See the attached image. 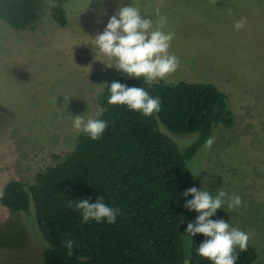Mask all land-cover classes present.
<instances>
[{
    "label": "rangeland",
    "instance_id": "obj_1",
    "mask_svg": "<svg viewBox=\"0 0 264 264\" xmlns=\"http://www.w3.org/2000/svg\"><path fill=\"white\" fill-rule=\"evenodd\" d=\"M132 4L153 20V30L166 18L162 30L175 34L169 52L188 61L162 81L209 83L227 96L233 124L218 127L211 149L203 145L188 166L199 189L241 197L244 205L225 204L219 219L251 233L254 264H264V0H68L64 28L43 0L32 30L0 21V189L10 179L32 184L59 162L55 156L73 150L81 131L72 117L98 116V97L121 70L105 66L93 39ZM242 18L247 23L237 31ZM159 129L179 149L198 137ZM189 246L183 242L185 253ZM45 248L32 213L0 205V264H41Z\"/></svg>",
    "mask_w": 264,
    "mask_h": 264
},
{
    "label": "trees",
    "instance_id": "obj_2",
    "mask_svg": "<svg viewBox=\"0 0 264 264\" xmlns=\"http://www.w3.org/2000/svg\"><path fill=\"white\" fill-rule=\"evenodd\" d=\"M42 1L0 0V21L16 31L32 30ZM50 1L51 18L66 27L68 0ZM112 82L145 88L160 98L161 110L145 117L127 106L109 105ZM97 104L100 114L94 119L108 124L100 139L93 141L81 131L73 150L63 158L55 156L59 162L38 172L32 184L10 179L0 189L2 207L32 213L46 242L41 264H212L197 251L207 237L183 234L200 213L184 206L193 197L182 193L199 189L189 162L218 127L234 122L227 96L209 83L158 80L149 86L120 71L106 83ZM160 126L198 137L179 149ZM96 197L120 210L116 223L82 222L75 202H95ZM219 213L210 219H219ZM69 239L75 241L71 256L64 245ZM183 242L185 248L190 244L188 253ZM237 254L236 264H254L258 258L249 243L246 251L237 248Z\"/></svg>",
    "mask_w": 264,
    "mask_h": 264
},
{
    "label": "clouds",
    "instance_id": "obj_3",
    "mask_svg": "<svg viewBox=\"0 0 264 264\" xmlns=\"http://www.w3.org/2000/svg\"><path fill=\"white\" fill-rule=\"evenodd\" d=\"M165 22L166 18L160 17L159 27L153 30V20L145 18L139 7L133 4L120 7L109 19L104 31L93 39L95 46L109 61L104 63L105 66H115L130 78H143L149 86L175 73L180 61L176 55L169 53L175 34L162 30ZM246 23V18H242L235 22L234 27L239 31ZM109 91V105H124L145 117L153 116L161 110L160 98L151 96L143 87H128L112 82ZM99 114L98 112L97 115ZM72 124L77 131H83L93 141L100 139L108 126L104 120H85L83 115L72 117ZM214 142L215 137L210 136L205 141V149L210 150ZM3 195L0 191V199ZM182 195L192 196L184 206L200 213L195 225H187V237L198 233L207 237L197 248L198 254L212 264H236L237 248L240 252L246 251L252 234L232 227L223 219L213 220L210 217L225 204L229 209L243 206L241 197L235 194L230 196L223 189L213 196L209 191L196 187L185 190ZM72 203L73 201H69L68 206L71 207ZM75 207L80 211L83 223L94 220L114 224L120 214L118 208L108 206L102 197H96L95 202H90V198L76 201ZM64 245L68 249L67 255L71 256L75 241L66 240Z\"/></svg>",
    "mask_w": 264,
    "mask_h": 264
},
{
    "label": "crops",
    "instance_id": "obj_4",
    "mask_svg": "<svg viewBox=\"0 0 264 264\" xmlns=\"http://www.w3.org/2000/svg\"><path fill=\"white\" fill-rule=\"evenodd\" d=\"M170 54H174V55H178L177 53H174V52H169ZM178 57V56H177ZM179 58V57H178ZM179 61H180V63H184V62H188V61H185V60H183V59H181V58H179Z\"/></svg>",
    "mask_w": 264,
    "mask_h": 264
}]
</instances>
